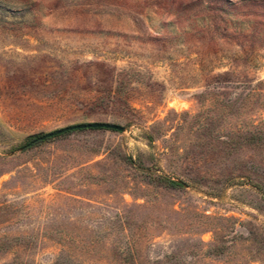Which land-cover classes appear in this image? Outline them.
Returning a JSON list of instances; mask_svg holds the SVG:
<instances>
[{"label": "rangeland", "instance_id": "obj_1", "mask_svg": "<svg viewBox=\"0 0 264 264\" xmlns=\"http://www.w3.org/2000/svg\"><path fill=\"white\" fill-rule=\"evenodd\" d=\"M58 258L264 264V0H0V264Z\"/></svg>", "mask_w": 264, "mask_h": 264}, {"label": "water", "instance_id": "obj_2", "mask_svg": "<svg viewBox=\"0 0 264 264\" xmlns=\"http://www.w3.org/2000/svg\"><path fill=\"white\" fill-rule=\"evenodd\" d=\"M82 130H108V131H113V132H124L125 128L116 125V124H110V123H85V124H77V125H72L68 126L62 129L55 130L53 132L47 133L40 135L35 142H44L48 139L61 136L70 132L74 131H82Z\"/></svg>", "mask_w": 264, "mask_h": 264}, {"label": "trees", "instance_id": "obj_3", "mask_svg": "<svg viewBox=\"0 0 264 264\" xmlns=\"http://www.w3.org/2000/svg\"><path fill=\"white\" fill-rule=\"evenodd\" d=\"M71 133V132H70ZM67 134H69V133H67ZM65 135V134H64ZM62 136V135H61ZM244 136V140L245 141H247V142H249V143H251V142H256V141H259L260 139V137L259 136H257V135H255V134H251V133H247L246 135H243ZM39 136H29V137H27L26 139H25V145H24V147L26 148H28V147H31V146H33V145H35L36 143H38V142H35L36 141V139L38 138ZM58 137V136H57ZM149 141L151 142L152 141V138L151 137H149ZM169 183V185H171V186H173V187H179V185L177 184V183H175V182H172V181H169L168 182ZM54 264H61V261H60V259L58 258L55 262H54Z\"/></svg>", "mask_w": 264, "mask_h": 264}]
</instances>
